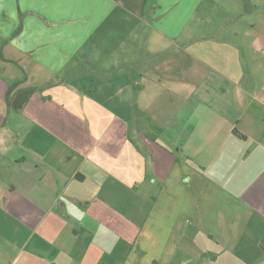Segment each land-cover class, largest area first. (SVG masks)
Masks as SVG:
<instances>
[{
  "label": "crops",
  "instance_id": "obj_1",
  "mask_svg": "<svg viewBox=\"0 0 264 264\" xmlns=\"http://www.w3.org/2000/svg\"><path fill=\"white\" fill-rule=\"evenodd\" d=\"M0 264H264V0H0Z\"/></svg>",
  "mask_w": 264,
  "mask_h": 264
},
{
  "label": "trees",
  "instance_id": "obj_2",
  "mask_svg": "<svg viewBox=\"0 0 264 264\" xmlns=\"http://www.w3.org/2000/svg\"><path fill=\"white\" fill-rule=\"evenodd\" d=\"M24 79H26V76L23 78V80ZM20 83L22 82H17L13 84L10 87L7 95V101L9 106L15 110L23 109L28 104L31 97L38 91V88L35 87L20 89L15 91L17 87L20 85Z\"/></svg>",
  "mask_w": 264,
  "mask_h": 264
}]
</instances>
